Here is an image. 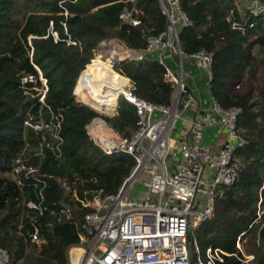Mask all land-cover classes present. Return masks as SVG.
I'll list each match as a JSON object with an SVG mask.
<instances>
[{
    "label": "trees",
    "instance_id": "trees-1",
    "mask_svg": "<svg viewBox=\"0 0 264 264\" xmlns=\"http://www.w3.org/2000/svg\"><path fill=\"white\" fill-rule=\"evenodd\" d=\"M256 1L264 6V0ZM178 5L189 21L176 27L180 51L211 56L210 96L222 108L239 109L235 128L242 140L232 151L237 177L220 187L213 217L194 229L196 241L203 249L211 246L228 253L221 264H264V213L253 222L259 195L264 207V192H258L264 181V12H250L243 3L238 11L231 0H178ZM123 9L131 11L137 25L119 20ZM167 26L158 0H0V247L7 251L10 264H66L67 249L77 244L80 224L89 211L79 200L116 192L132 170L130 155H106L92 143L85 125L98 113L76 100L75 85L79 75L83 73L76 90L99 67L127 77L136 97L169 104L174 87L162 80L164 66L157 60L124 56L107 63L110 69L97 57L103 40L141 51L147 37ZM34 66L45 79L43 103L32 88L40 85L38 80L21 82L26 74L37 76ZM236 84L241 88L234 89ZM29 116L58 122L57 152L43 146L40 155H33L43 144L42 136L51 138L46 128L34 131L24 126ZM101 119L116 135L126 137L136 116L133 106L118 96L115 113ZM17 155L37 167L20 183L10 174ZM72 180L65 191L61 182ZM41 186L38 213L26 202H36ZM60 202L67 207V218L53 215ZM33 224L44 239L38 250L27 239ZM240 233V245H247L242 251L252 255L247 263L240 261L235 247ZM250 233L252 240L245 241Z\"/></svg>",
    "mask_w": 264,
    "mask_h": 264
},
{
    "label": "built area",
    "instance_id": "built-area-1",
    "mask_svg": "<svg viewBox=\"0 0 264 264\" xmlns=\"http://www.w3.org/2000/svg\"><path fill=\"white\" fill-rule=\"evenodd\" d=\"M231 1L238 11L241 10L243 3L250 12H264V6L256 0ZM158 3L166 16L167 30L156 36L147 37L145 47L141 51L132 50L135 51L132 56L128 54L129 49H123L125 56L142 60L155 48L165 47L169 35L173 37L177 46L176 52L181 53L175 29L176 25H188L189 21L180 10L178 0H158ZM167 9L168 15L165 13ZM118 18L124 23L138 24V20L133 18L131 11L127 9L121 10ZM190 55L199 60L210 77L211 56L203 52ZM157 61L164 66L162 80L173 85L174 91L177 90L175 104L174 93L169 104H156L136 97L130 91L127 77L124 87L114 89L113 103L96 99H92L93 103H88L83 96L87 91L86 86L82 84V87L76 90L80 75L76 81V100L87 104L98 113L85 125L86 134L92 143L106 155L118 153L130 155L134 160V166L116 192L97 194L90 200H79L82 206L89 208V211L84 214L83 222L80 224L77 244L70 245L67 249L66 264H191L187 247L188 233L213 217L214 201L220 196V187L232 184L237 177L232 151L242 141L235 128L239 109L235 106L222 108L211 98L210 110L226 131L216 153H211L207 147L200 144L205 117L198 109L194 112L189 127L191 141L173 142L170 135L175 122L191 105L193 95L186 91L180 74L172 73L160 59ZM34 68L37 76L26 74L21 78V82L34 84L38 80L40 85L32 88L39 94L38 101L43 103L45 79L38 68L35 66ZM233 88L239 89L240 86L236 84ZM118 96L133 106L136 116L134 129L126 137L116 135L101 119L102 115L112 116L115 113ZM23 125L34 131H41L44 128L50 131L51 140H45L42 136L43 144L38 145L34 156L42 153L43 146L52 153L58 151L61 139L58 135L57 121L44 123L41 118L33 119L29 116L23 120ZM174 152L179 154V161L173 169H169L167 159L173 157ZM36 172L37 167L27 163L26 156L14 157L10 174L17 183ZM35 180L39 181L38 178H34ZM74 182L75 180L69 184L61 182V185L65 191H69ZM135 183L143 187L139 196L130 195V189ZM261 190L264 192V181L258 190L259 194ZM70 194L76 198L74 189L71 188ZM35 199L36 202L27 201L26 206L40 213L42 186L36 190ZM256 206V217L253 222L264 213L260 195ZM53 215L58 219L67 218L66 205L61 206ZM242 234L236 237L235 247L241 254L240 261L247 263L252 259V255L244 254L241 249ZM27 239L37 250L40 248L44 239L39 234L38 225H32L31 231L27 233ZM195 250L196 264H221L222 256L229 255L211 246L205 247L202 254L196 246ZM233 255L236 256L234 253ZM0 264H10L9 255L2 247Z\"/></svg>",
    "mask_w": 264,
    "mask_h": 264
},
{
    "label": "crops",
    "instance_id": "crops-1",
    "mask_svg": "<svg viewBox=\"0 0 264 264\" xmlns=\"http://www.w3.org/2000/svg\"><path fill=\"white\" fill-rule=\"evenodd\" d=\"M167 41L168 44L165 47L155 48L146 54V57L155 60L160 59L172 73L180 74L186 91L193 95V102L176 120L170 138L175 143L185 140L191 141L189 127L194 112L198 109L205 117L200 144L207 147L211 153H216L225 138L226 131L218 123L217 116L210 110L211 96L208 88V72L200 65L197 58L182 53L178 54L176 52L177 46L171 35L167 36ZM128 52L130 56L135 53L132 50ZM178 161L179 154L174 152L173 157L168 160V168L173 169Z\"/></svg>",
    "mask_w": 264,
    "mask_h": 264
},
{
    "label": "bare ground",
    "instance_id": "bare-ground-1",
    "mask_svg": "<svg viewBox=\"0 0 264 264\" xmlns=\"http://www.w3.org/2000/svg\"><path fill=\"white\" fill-rule=\"evenodd\" d=\"M109 45L115 46L114 43L110 40H103V41L98 43V45H97V57L98 58H101L100 53L102 51V48L108 47ZM111 52H112L111 53L112 57L115 55L116 56L118 55V50H117V52H114V47H113V50ZM89 77L85 78L79 86V89H80V87H82V84L84 86H86L87 91L84 93L83 96H84V99H87L88 103H93L92 99L93 100L96 99L98 101L111 104L114 101V96H115L114 89L115 88H122L126 84V79L119 78L117 76L109 75V74L99 72V71L95 72L94 75L89 76ZM101 82L105 86L104 89L99 88V83H101Z\"/></svg>",
    "mask_w": 264,
    "mask_h": 264
},
{
    "label": "rangeland",
    "instance_id": "rangeland-1",
    "mask_svg": "<svg viewBox=\"0 0 264 264\" xmlns=\"http://www.w3.org/2000/svg\"><path fill=\"white\" fill-rule=\"evenodd\" d=\"M244 1H246V0H244ZM176 27H177V25H176ZM111 41L114 43L115 46L109 45L108 47L102 48V51L100 53V55H101L100 57L102 59V62L108 68H110V67L107 65V63H111V59L116 58V57L120 59V58H122V57H124L126 55V54H124L123 47L120 44H118L115 40H111ZM113 47H114V52H117V50H118V55L117 56L115 55V56L112 57L111 56V53H112L111 51L113 50ZM103 60H105V62ZM98 71L106 73V74H109V75H112L111 73H109L108 71H106V70H104L102 68H98L95 71H93L92 75H94L95 72H98ZM99 88H101V89L105 88V86H104V84L102 82L99 83ZM167 160H169V158ZM142 191H143V187L140 184L135 183L134 185H132V187L130 189V195L131 196H139V195H141ZM252 236H253V233H250L248 235V237L245 239V241H247V239H248V241H251L252 240ZM194 241H195V243H194ZM195 246L200 251V254H202L203 248L200 247L197 244L196 234H195V232L193 230L192 232H189L188 235H187V247H188V251H189L190 263L191 264H196L197 253H196V250H195ZM241 246H242V248L247 247V245H245L243 242H241Z\"/></svg>",
    "mask_w": 264,
    "mask_h": 264
},
{
    "label": "water",
    "instance_id": "water-1",
    "mask_svg": "<svg viewBox=\"0 0 264 264\" xmlns=\"http://www.w3.org/2000/svg\"><path fill=\"white\" fill-rule=\"evenodd\" d=\"M165 13H166V15H168L169 14V10L167 9ZM178 47H179V44H178ZM119 60L120 59H118V58H113V59H111V63L114 64V63L118 62ZM174 96H175V99H174V104H175V101H176V98H177V90L174 91ZM101 114H102V112H101ZM61 206L65 207V204L61 203Z\"/></svg>",
    "mask_w": 264,
    "mask_h": 264
}]
</instances>
